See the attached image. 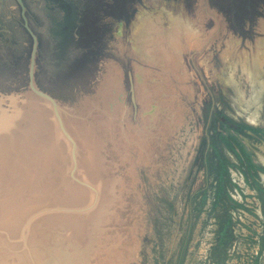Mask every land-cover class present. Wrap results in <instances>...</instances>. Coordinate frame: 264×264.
I'll list each match as a JSON object with an SVG mask.
<instances>
[{"label":"rangeland","instance_id":"obj_1","mask_svg":"<svg viewBox=\"0 0 264 264\" xmlns=\"http://www.w3.org/2000/svg\"><path fill=\"white\" fill-rule=\"evenodd\" d=\"M27 5L36 82L97 191L49 103L2 130L0 264H264V0ZM0 23L14 111L33 40L16 0Z\"/></svg>","mask_w":264,"mask_h":264},{"label":"water","instance_id":"obj_2","mask_svg":"<svg viewBox=\"0 0 264 264\" xmlns=\"http://www.w3.org/2000/svg\"><path fill=\"white\" fill-rule=\"evenodd\" d=\"M22 8V13L24 17V26L26 29L29 31L30 35L32 36L33 44H32V49H31V55H30V64H29V89H30V95L33 94L38 98H41L43 101L49 103L52 106L53 112L55 114L56 120L58 122V126L60 130L63 132L64 136L71 142V156L74 161V169L72 170V176L79 182L81 185L88 186L89 188L97 191V189L92 186L89 182L82 181L79 178L75 176V169L77 166V149H78V142L74 138V136L69 132L67 129V126L65 124V121L63 119V116L60 112V103L59 101L53 96L51 93L43 90L40 88L36 82V67H37V55H38V50H39V37L31 27L28 17L26 15V6L23 2V0H17ZM101 75L99 77L101 78ZM130 80H131V98L132 101L135 105V115L137 113V101H136V96L134 92V84L132 80V75L130 73ZM25 98V94L19 95V96H10L8 97V100H11V98Z\"/></svg>","mask_w":264,"mask_h":264},{"label":"bare ground","instance_id":"obj_3","mask_svg":"<svg viewBox=\"0 0 264 264\" xmlns=\"http://www.w3.org/2000/svg\"><path fill=\"white\" fill-rule=\"evenodd\" d=\"M30 97H26V98H17L19 101H17L19 104H17L18 106H15L16 108H14V111H12L13 109L11 108V110H6V109H4V107L3 108H1L0 107V134L2 135V136H4V140L3 141H5L6 142V138H7V136H6V138H5V135H6V132H5V135H3V133H1L2 132V130L4 131V130H6V131H12V129H14V127L15 126H17V127H19L18 126V122H20L22 119H26V116H27V114H28V117L31 119V117H30V115L31 114H29L30 112H37V110L39 109V105L41 104V103H43V104H46V105H49L47 102H45V101H43L41 98H38V97H36L35 95H33V94H31V95H29ZM13 99V101H14V99H16V98H11V100ZM33 100H36V102H33ZM10 101V100H9ZM39 101V102H38ZM12 102V101H11ZM11 104V103H10ZM13 104V103H12ZM15 104V103H14ZM37 104H38V106H37ZM16 105V104H15ZM9 107H10V105H8ZM61 108V107H60ZM36 110V111H35ZM10 111V112H9ZM44 112V111H43ZM61 112V111H60ZM13 115H14V117H13ZM34 115V114H33ZM32 115V116H33ZM35 115H40V112H39V114H35ZM34 115V116H35ZM9 117V119H8V117ZM7 117V121H6V118ZM38 117V116H37ZM37 117H35V118H37ZM11 118V119H10ZM13 118V119H12ZM29 118H28V120H29ZM32 119H33V117H32ZM39 119V118H38ZM6 121V122H5ZM37 120H33V121H31V123H28V124H34L35 122H36ZM45 121H47V120H45ZM44 121V122H45ZM24 122V121H23ZM28 122V121H27ZM43 122V123H44ZM37 123V122H36ZM21 125H22V123H20ZM27 124V123H26ZM27 124V125H28ZM41 124H42V121H41ZM20 125V126H21ZM43 125V124H42ZM41 125V126H42ZM45 125V124H44ZM30 127H31V125H29ZM33 126V125H32ZM46 126H47V124H46ZM12 127V128H11ZM25 127V126H24ZM23 127V128H24ZM39 126H37L36 125V127L35 128H38ZM21 128V127H20ZM34 129V128H33ZM32 129V130H33ZM15 130L16 129H14V132H15ZM18 131H19V128L17 129ZM22 130V128L20 129V131ZM24 130V129H23ZM23 130H22V132H23ZM27 130L29 131V129L27 128ZM17 131V132H18ZM19 131V132H20ZM31 131V130H30ZM25 132V131H24ZM27 132V131H26ZM40 132V131H39ZM21 133V132H20ZM28 133V132H27ZM31 133V132H30ZM15 134V133H14ZM19 134V133H18ZM18 134H17V136H18ZM22 134V133H21ZM7 135L8 136H10V134H8L7 133ZM36 135H37V133H36ZM20 137H22V135L20 136ZM41 137V136H40ZM23 138V137H22ZM25 138V137H24ZM23 138V139H24ZM48 138V137H47ZM12 140V139H11ZM16 140V139H15ZM53 140V139H52ZM10 141V140H9ZM8 141V139H7V142H9ZM28 141H29V139H28ZM1 142V141H0ZM23 142V141H22ZM31 141H29V143H30ZM4 142H2V144H3ZM87 143V142H86ZM1 144V143H0ZM5 144V143H4ZM3 144V145H4ZM13 144V145H12ZM12 144L10 143V145H11V153H15V155H16V153H17V150L15 149V148H17L18 147V145L15 143L14 144V142L12 141ZM45 144V143H44ZM9 144L7 143L6 144V146H8ZM46 145V144H45ZM90 145V144H89ZM43 146V145H42ZM41 146V147H42ZM9 147V146H8ZM52 147V146H51ZM4 147H2V149H3ZM6 148V147H5ZM10 148V147H9ZM8 148V149H9ZM54 148V147H53ZM8 149H4L3 151H5V150H7V152H8ZM55 149V148H54ZM53 149V150H54ZM78 150V149H77ZM0 151H1V149H0ZM10 151V150H9ZM19 151V150H18ZM56 151V150H55ZM6 152V153H7ZM19 153V152H18ZM89 153V152H88ZM90 153H91V149H90ZM3 154H4V152H3ZM0 155H2L1 153H0ZM6 155V156H5ZM4 156H5V159H6V157H7V154H5ZM19 155V154H18ZM34 155H35V153H34ZM3 156V157H4ZM11 156V155H10ZM76 156H77V153H76ZM89 156H90V158H92V156L89 154ZM16 157V156H15ZM3 159V158H2ZM8 159V158H7ZM19 159H21V156H20V158L18 157V160ZM1 160V159H0ZM3 162H5V161H3ZM1 163H2V161H1ZM77 165H78V158H77ZM18 179V178H17ZM75 187V186H74ZM68 188V187H67ZM82 188H84V187H82ZM85 189V188H84ZM73 190H77V189H73ZM8 207V206H7Z\"/></svg>","mask_w":264,"mask_h":264},{"label":"flooded vegetation","instance_id":"obj_4","mask_svg":"<svg viewBox=\"0 0 264 264\" xmlns=\"http://www.w3.org/2000/svg\"><path fill=\"white\" fill-rule=\"evenodd\" d=\"M16 2L19 4V6L21 7V5H20V3L16 0ZM23 2H24V4H25V6H26V15H27V12H28V5H27V0H23ZM21 17H22V20H23V25H24V17H23V13H22V8H21ZM27 17H28V15H27ZM28 20H29V17H28ZM29 23H30V21H29ZM31 25V24H30ZM25 27V26H24ZM32 27V26H31ZM0 31L2 30L4 33H5V31L6 32H11L9 29H7V28H4L2 25H1V23H0ZM26 28V27H25ZM29 32V31H28ZM0 34H2L1 32H0ZM30 34V33H29ZM0 38H4V37H0Z\"/></svg>","mask_w":264,"mask_h":264}]
</instances>
